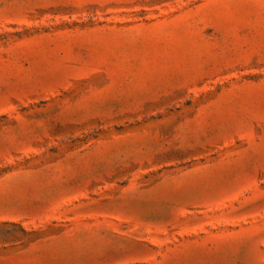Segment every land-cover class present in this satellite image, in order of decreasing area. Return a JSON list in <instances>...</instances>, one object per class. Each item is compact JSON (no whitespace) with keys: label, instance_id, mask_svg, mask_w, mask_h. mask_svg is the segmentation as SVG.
Returning a JSON list of instances; mask_svg holds the SVG:
<instances>
[{"label":"rangeland","instance_id":"obj_1","mask_svg":"<svg viewBox=\"0 0 264 264\" xmlns=\"http://www.w3.org/2000/svg\"><path fill=\"white\" fill-rule=\"evenodd\" d=\"M0 264H264V0H0Z\"/></svg>","mask_w":264,"mask_h":264}]
</instances>
